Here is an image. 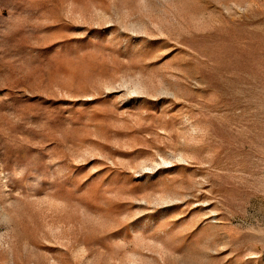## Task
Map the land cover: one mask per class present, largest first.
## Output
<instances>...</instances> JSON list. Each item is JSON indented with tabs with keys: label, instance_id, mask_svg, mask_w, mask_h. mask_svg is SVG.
Masks as SVG:
<instances>
[{
	"label": "rangeland",
	"instance_id": "rangeland-1",
	"mask_svg": "<svg viewBox=\"0 0 264 264\" xmlns=\"http://www.w3.org/2000/svg\"><path fill=\"white\" fill-rule=\"evenodd\" d=\"M0 264H264V0H0Z\"/></svg>",
	"mask_w": 264,
	"mask_h": 264
}]
</instances>
